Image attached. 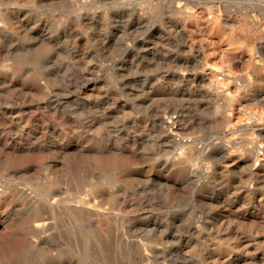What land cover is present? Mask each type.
I'll return each mask as SVG.
<instances>
[{
    "label": "rangeland",
    "instance_id": "rangeland-1",
    "mask_svg": "<svg viewBox=\"0 0 264 264\" xmlns=\"http://www.w3.org/2000/svg\"><path fill=\"white\" fill-rule=\"evenodd\" d=\"M262 107L264 0H0V264H264Z\"/></svg>",
    "mask_w": 264,
    "mask_h": 264
},
{
    "label": "bare ground",
    "instance_id": "bare-ground-1",
    "mask_svg": "<svg viewBox=\"0 0 264 264\" xmlns=\"http://www.w3.org/2000/svg\"><path fill=\"white\" fill-rule=\"evenodd\" d=\"M196 13H198V12H196ZM212 15H211V20H208L207 22H203V23H201L200 22V17L199 16H195L194 18H193V23L195 24V25H198L199 27L201 26V25H203V28H202V31H212V33L213 34H219L223 29H222V23L219 21V19L218 18H213L212 19ZM202 18V17H201ZM193 29V28H192ZM198 29V28H197ZM196 29V30H197ZM224 31V30H223ZM201 32V31H200ZM194 34V33H193ZM221 38V37H220ZM224 42H227V43H235L236 42V39L234 38V37H225L224 38V40H223ZM213 43V42H212ZM207 44V43H206ZM206 44H204V45H206ZM202 46V45H201ZM206 46H208V45H206ZM208 48V47H207ZM240 48H242V50H246L244 47H240ZM244 48V49H243ZM210 49L208 48V49H206V50H203L204 52H207V51H209ZM246 51H248V50H246ZM243 52V51H242ZM241 53V52H240ZM238 54L239 53H237V54H235L236 55V58H237V56H238ZM211 57V58H213V60L212 61H210L209 60V57ZM233 57V56H232ZM235 58H233V60H234ZM206 60H207V66H208V73H207V75H208V78H210V79H212L213 81V83H221V81L222 80H224V79H226V78H228L229 76L227 75V73H229L228 71L229 70H231V68H232V65H231V63L229 62V55H227L226 56V58H224L222 55L220 56H218V55H216V54H214V53H210L209 55H207L206 54ZM220 74H222V75H224L225 76V78L223 77V76H221L220 77ZM211 81V80H210ZM228 84V83H227ZM229 97V96H228ZM228 103V102H227ZM228 107V106H227ZM225 109V108H224ZM224 109H223V111H224ZM226 118V117H225ZM241 120L242 121H248V122H254V121H260V120H264V107H262V108H259V110L255 113V114H251V115H245V117H243V118H241ZM248 142V141H247ZM263 147V146H262ZM241 148V147H240ZM250 150H249V152L251 153V155H252V157L253 158H256L258 155H259V153L260 152H264V149H261V147H258V145L257 144H252L251 146H250ZM234 149H236V148H234ZM239 149V148H238ZM243 149V148H242ZM237 150V149H236ZM223 151V150H222ZM221 151V152H222ZM237 154V157L239 158V156H241V151L239 152L238 150L237 151H235ZM216 154V153H215ZM261 154V153H260ZM249 155V154H248ZM248 155H247V157H248ZM244 156V155H243ZM174 156H168V158H167V166L169 167H171L172 168V166H175L176 164H180V166H181V171H179L178 173H180L182 176H185V177H187V176H189V174H190V170L192 169H190V167H189V165H187V162H188V160L189 159H184L182 156H179L178 158L179 159H174L173 158ZM201 157V156H200ZM230 157V156H229ZM235 157V156H234ZM230 158H232V156L230 157ZM243 159V158H242ZM235 160V159H234ZM254 160V159H253ZM252 160V161H253ZM226 161V160H225ZM251 161V160H250ZM259 161V160H258ZM248 162V161H247ZM246 162V163H247ZM255 162V161H254ZM257 162V161H256ZM258 164V163H257ZM264 164V163H263ZM238 165V164H237ZM178 166V165H177ZM169 167V168H170ZM194 170V169H193ZM194 171H196V170H194ZM191 176V175H190ZM262 177V176H261ZM193 178V177H192ZM189 179H191V178H189ZM8 194V193H7ZM256 194V193H255ZM238 197H240L239 195H238ZM6 198H8L7 196H6ZM2 199H4V198H2ZM253 199V198H252ZM249 200V199H248ZM251 200V199H250ZM8 201V200H7ZM232 201V200H231ZM236 201V200H235ZM9 202V201H8ZM2 203H3V201H2ZM231 203H233V202H231ZM255 203V202H254ZM235 204V203H234ZM87 205V204H86ZM251 207V206H250ZM260 207V206H259ZM254 209V208H253ZM84 210V209H83ZM83 210H82V212H83ZM255 210V209H254ZM54 211V208H52V212ZM246 211V210H245ZM260 211V210H259ZM54 212H56V211H54ZM255 212V211H254ZM254 215V214H253ZM250 219V218H249ZM12 223V222H11ZM253 223V222H252ZM264 223V222H263ZM4 224V223H3ZM6 224V223H5ZM8 224V223H7ZM21 224V223H20ZM29 224V223H28ZM14 225H16L15 223H14ZM22 225V224H21ZM102 225V224H101ZM7 226V225H6ZM30 227L28 226L26 229H29ZM16 231V230H15ZM21 234V233H20ZM26 234V233H25ZM26 236V235H25ZM8 237V236H7ZM258 248V247H257ZM255 249V248H254ZM231 250V249H230ZM231 252V251H230ZM248 252V251H247ZM246 254V253H245ZM247 255V254H246Z\"/></svg>",
    "mask_w": 264,
    "mask_h": 264
}]
</instances>
